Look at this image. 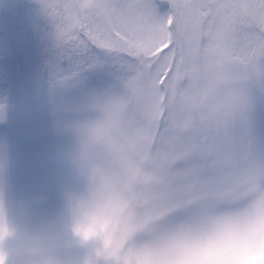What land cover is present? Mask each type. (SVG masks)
<instances>
[{
    "label": "snow or ice",
    "instance_id": "6c2138e0",
    "mask_svg": "<svg viewBox=\"0 0 264 264\" xmlns=\"http://www.w3.org/2000/svg\"><path fill=\"white\" fill-rule=\"evenodd\" d=\"M53 91L133 114L176 184L264 186V0H38ZM104 73L88 89L90 72ZM3 109V105H0Z\"/></svg>",
    "mask_w": 264,
    "mask_h": 264
},
{
    "label": "clouds",
    "instance_id": "9594fccd",
    "mask_svg": "<svg viewBox=\"0 0 264 264\" xmlns=\"http://www.w3.org/2000/svg\"><path fill=\"white\" fill-rule=\"evenodd\" d=\"M68 111L75 181L59 224L24 234L15 256L0 150V264H264V186L220 195L176 184L143 148L130 111Z\"/></svg>",
    "mask_w": 264,
    "mask_h": 264
},
{
    "label": "rangeland",
    "instance_id": "374dc122",
    "mask_svg": "<svg viewBox=\"0 0 264 264\" xmlns=\"http://www.w3.org/2000/svg\"><path fill=\"white\" fill-rule=\"evenodd\" d=\"M52 31L38 0H0V79L9 84L10 78L16 87L25 88L27 83L16 77L9 62L18 61L15 52L20 49L29 57L40 56L37 53L47 56L44 51L48 48L54 51ZM103 78L102 72H90L88 89L98 86ZM50 81L43 80L42 86L36 81L43 95L34 98L31 105L21 106L16 116L32 118L9 119L12 116L6 87L0 97V105L8 104L3 105L4 118L0 120V150L7 160L5 180L10 216L18 228L17 237L9 241L14 256L24 234L59 224L62 193L75 181L72 161L75 140L62 129L64 121L76 114L68 110L80 108L85 90L69 88L54 92ZM20 121L32 126L9 133L8 127L16 128L14 124ZM80 254L81 250H73V255Z\"/></svg>",
    "mask_w": 264,
    "mask_h": 264
},
{
    "label": "trees",
    "instance_id": "16d2710c",
    "mask_svg": "<svg viewBox=\"0 0 264 264\" xmlns=\"http://www.w3.org/2000/svg\"><path fill=\"white\" fill-rule=\"evenodd\" d=\"M13 55V54H12ZM15 55L18 56L17 60H18V63L19 65L24 69V72H21V76H26V71H25V68H27L29 65H36L37 66V62L35 61V57H29L28 55L25 54V50H17L15 52ZM11 66H14L17 67V63H14V62H10ZM31 85V84H29ZM12 92L10 93L9 92V107H10V114L12 117H9V119H13V118H17V113L19 112L20 110V107H21V103H20V100L17 98L16 94L14 93H17V90L14 89V90H11ZM1 93H3L2 91V88H0V97L1 96ZM38 93L36 94H33L31 97L33 98V96L35 98H38ZM3 105H8V104H3Z\"/></svg>",
    "mask_w": 264,
    "mask_h": 264
}]
</instances>
